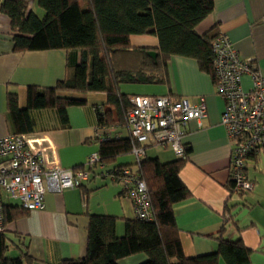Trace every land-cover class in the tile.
<instances>
[{"label": "crops", "instance_id": "obj_1", "mask_svg": "<svg viewBox=\"0 0 264 264\" xmlns=\"http://www.w3.org/2000/svg\"><path fill=\"white\" fill-rule=\"evenodd\" d=\"M36 0H28V10L37 13ZM213 29L223 32L234 43L238 54L256 66L264 76V0H214L212 11L196 26L200 35ZM9 18L0 12V136L16 132L6 97L15 93L19 108H26L27 89L41 90L63 79L78 62L77 50L49 49L16 51L13 48ZM131 47L158 46L154 35L133 34ZM168 82L121 83L120 93L127 97L168 95L185 98L191 104L201 99L207 115L189 120L183 143L187 147L179 176L191 196L174 204V217L179 230L183 253L188 256L208 254L216 250L219 239L236 241L250 250V264H264V149L251 155L246 162V176L254 182L247 193L230 190L229 164L232 141L220 124L224 107L216 94L214 77L199 69L195 59L172 56L167 62ZM251 85L248 74L242 77V87ZM84 99L82 105L67 107L68 125L59 122L53 108L31 110L33 132H47L54 140L62 167L76 169L85 164L90 153L99 149L96 139V108L107 107L104 92H64ZM115 133L129 135L127 127ZM144 158L168 162L178 158L170 148L152 142L144 148ZM132 152L117 156L94 168L81 187L61 193L47 191L44 206L25 211L12 199L5 201V235L7 256L27 252L33 264H57L64 259L83 256L86 246V226L90 214L116 218L118 236L124 234V220L135 218L132 201L122 194L119 183L100 175L104 169L117 165L136 166ZM229 212L232 214L228 220ZM228 221V222H227ZM147 256L138 253L119 260L120 264H139ZM218 264H225L218 259Z\"/></svg>", "mask_w": 264, "mask_h": 264}, {"label": "trees", "instance_id": "obj_2", "mask_svg": "<svg viewBox=\"0 0 264 264\" xmlns=\"http://www.w3.org/2000/svg\"><path fill=\"white\" fill-rule=\"evenodd\" d=\"M213 5L214 0H36V6L44 10L40 17L28 10V0H0V12L10 20L14 50L79 52L78 62L54 86L41 90L28 87L26 108H19L16 94L8 93L7 108L15 133L33 132L30 111L36 109L53 108L60 124L68 125L67 107L85 101L64 92H104L107 107L96 108V127L102 129V138H96L99 161L130 153V131L126 137L115 133L118 127L128 128L126 113L130 108L129 97L120 93L119 85L166 84L167 62L172 56L195 59L201 71L214 77L212 40L216 33L213 29L202 35L196 32ZM133 34L154 35L158 46L131 47L129 37ZM185 158L161 162L142 157L135 167L115 166L128 167L145 182L151 217L125 219L124 234L118 236L115 217L90 214L83 256L57 264H120L119 260L138 253L147 256L139 264H218L219 258L225 264H250V250L240 239L220 238L216 250L208 254L188 257L183 253L173 206L191 196L179 176ZM117 181L115 177L113 182ZM230 188L233 190L231 181ZM3 215L5 222V207ZM228 216L229 220L232 214ZM6 251L4 231L0 232V264H33L27 252L7 256Z\"/></svg>", "mask_w": 264, "mask_h": 264}, {"label": "built area", "instance_id": "obj_3", "mask_svg": "<svg viewBox=\"0 0 264 264\" xmlns=\"http://www.w3.org/2000/svg\"><path fill=\"white\" fill-rule=\"evenodd\" d=\"M212 48L216 94L224 102L220 124L232 141L230 181L235 192L247 193L254 188V182L246 176V162L264 149V76L238 54L225 33L214 36ZM246 74L251 81L248 89L242 87ZM128 99L126 121L136 162L144 156V146L150 140L185 158L183 138L187 122L196 120L201 124L207 115L205 102L201 99L191 104L185 98L174 100L168 95L136 94ZM96 138H102L100 127H96ZM100 164L95 151L80 168L62 167L54 140L47 132L0 136V232L5 231L6 199L16 200L19 208L26 211L41 209L47 191L61 193L80 187ZM100 175L112 181L117 177L125 196L133 203L135 215L142 219L151 217L146 184L139 176L128 167L104 169Z\"/></svg>", "mask_w": 264, "mask_h": 264}, {"label": "rangeland", "instance_id": "obj_4", "mask_svg": "<svg viewBox=\"0 0 264 264\" xmlns=\"http://www.w3.org/2000/svg\"><path fill=\"white\" fill-rule=\"evenodd\" d=\"M37 7V6H36ZM36 9H39L38 11H37V14L40 16V17H42L43 16V14H44V10L42 9V8H39V7H37ZM129 84V83H128ZM130 84H137V83H130ZM229 178H230V165H229Z\"/></svg>", "mask_w": 264, "mask_h": 264}, {"label": "water", "instance_id": "obj_5", "mask_svg": "<svg viewBox=\"0 0 264 264\" xmlns=\"http://www.w3.org/2000/svg\"><path fill=\"white\" fill-rule=\"evenodd\" d=\"M150 54H152L153 56H155V52L151 51Z\"/></svg>", "mask_w": 264, "mask_h": 264}]
</instances>
